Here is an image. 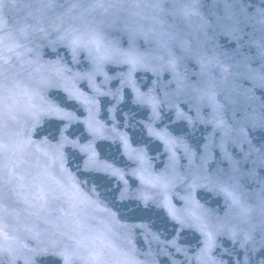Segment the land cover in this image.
Instances as JSON below:
<instances>
[{"label": "water", "instance_id": "1", "mask_svg": "<svg viewBox=\"0 0 264 264\" xmlns=\"http://www.w3.org/2000/svg\"><path fill=\"white\" fill-rule=\"evenodd\" d=\"M0 264H264V0H0Z\"/></svg>", "mask_w": 264, "mask_h": 264}]
</instances>
